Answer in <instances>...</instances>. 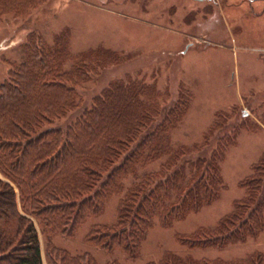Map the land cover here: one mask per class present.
<instances>
[{"label": "trees", "instance_id": "16d2710c", "mask_svg": "<svg viewBox=\"0 0 264 264\" xmlns=\"http://www.w3.org/2000/svg\"><path fill=\"white\" fill-rule=\"evenodd\" d=\"M38 2L0 0V17L25 13ZM120 59L103 48L76 55L67 32L51 42L32 32L21 60L0 83V264H44L36 220L52 232L71 233L109 194L123 190L129 177L133 183L118 221L91 238L102 248L131 255L156 222L169 225L219 195L220 162L229 142L220 143L210 158L184 157L187 150L175 145L171 134L186 100L182 97L155 124L162 111L159 93L143 78H116L71 122L58 124L81 105L79 86ZM257 173L249 195L256 205L247 217L236 212L234 221L221 222L211 236L197 234L191 246L225 245L264 229V196L255 202L264 168ZM62 261L95 264L93 258L66 252ZM247 262L256 264L253 258ZM148 264L220 262L169 254Z\"/></svg>", "mask_w": 264, "mask_h": 264}, {"label": "rangeland", "instance_id": "374dc122", "mask_svg": "<svg viewBox=\"0 0 264 264\" xmlns=\"http://www.w3.org/2000/svg\"><path fill=\"white\" fill-rule=\"evenodd\" d=\"M32 32L50 42L67 32L76 55L103 48L121 58L79 86L81 105L59 125L89 107L110 82L132 75L158 90L162 111L155 124L182 97L186 100L171 134L174 144L187 150L184 157L210 158L220 143L229 142L217 198L169 225L156 222L136 255L102 248L91 238L118 221L133 183L129 177L123 190L109 194L71 233L52 232L36 220L44 264H65L64 252L93 258L95 264H148L169 254L220 264H247L253 258L264 264V229L225 245L189 243L197 234L213 235L221 222L234 221L236 212L245 211V219L256 205L249 195L257 169L264 168V0H39L25 13L0 17V83L21 60ZM261 178L255 202L264 196V174Z\"/></svg>", "mask_w": 264, "mask_h": 264}]
</instances>
